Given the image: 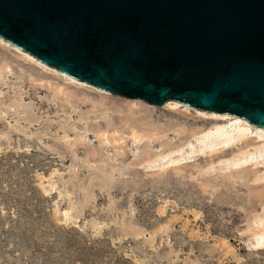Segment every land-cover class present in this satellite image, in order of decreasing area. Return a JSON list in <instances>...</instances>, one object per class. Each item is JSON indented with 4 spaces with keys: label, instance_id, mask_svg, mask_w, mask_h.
<instances>
[{
    "label": "rangeland",
    "instance_id": "374dc122",
    "mask_svg": "<svg viewBox=\"0 0 264 264\" xmlns=\"http://www.w3.org/2000/svg\"><path fill=\"white\" fill-rule=\"evenodd\" d=\"M213 112L0 38V264H264V133Z\"/></svg>",
    "mask_w": 264,
    "mask_h": 264
},
{
    "label": "water",
    "instance_id": "95a60500",
    "mask_svg": "<svg viewBox=\"0 0 264 264\" xmlns=\"http://www.w3.org/2000/svg\"><path fill=\"white\" fill-rule=\"evenodd\" d=\"M0 38L100 90L264 129V0H0Z\"/></svg>",
    "mask_w": 264,
    "mask_h": 264
},
{
    "label": "bare ground",
    "instance_id": "6f19581e",
    "mask_svg": "<svg viewBox=\"0 0 264 264\" xmlns=\"http://www.w3.org/2000/svg\"><path fill=\"white\" fill-rule=\"evenodd\" d=\"M176 101H177V100L170 99V100H167L166 102H167V105H168V104H170V103H176ZM177 102H178V101H177ZM213 113H215V112H213ZM231 115L233 116V114H231ZM234 119H235V122H239V121H241V122L244 124V126L250 124L247 120L242 119V118H240L239 116H235V115H234ZM254 127L256 128V130L261 131V132L264 133V129H262V128H258V127H256V126H254ZM242 128L245 129V127H242Z\"/></svg>",
    "mask_w": 264,
    "mask_h": 264
}]
</instances>
